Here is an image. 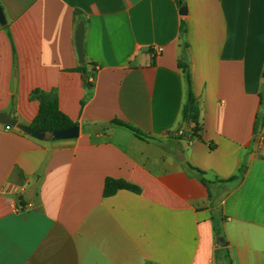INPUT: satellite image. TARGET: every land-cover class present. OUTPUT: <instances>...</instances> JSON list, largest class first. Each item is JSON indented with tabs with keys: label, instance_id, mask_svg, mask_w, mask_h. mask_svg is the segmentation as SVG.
Returning <instances> with one entry per match:
<instances>
[{
	"label": "crops",
	"instance_id": "0c3cea01",
	"mask_svg": "<svg viewBox=\"0 0 264 264\" xmlns=\"http://www.w3.org/2000/svg\"><path fill=\"white\" fill-rule=\"evenodd\" d=\"M187 3L0 0V113L31 128L41 89L80 126L0 123V264H264V0ZM109 178L141 192L106 197Z\"/></svg>",
	"mask_w": 264,
	"mask_h": 264
},
{
	"label": "trees",
	"instance_id": "16d2710c",
	"mask_svg": "<svg viewBox=\"0 0 264 264\" xmlns=\"http://www.w3.org/2000/svg\"><path fill=\"white\" fill-rule=\"evenodd\" d=\"M180 65L185 73L189 90L188 100L183 109V120L188 124L195 125L194 134H196L197 136L198 133L201 132L199 103L193 93V82L189 68L186 65ZM76 71L86 75V83L88 87L92 88L93 83L90 81V78H92L93 75H89L87 73L85 66L78 67ZM31 99L39 103L38 115L31 124V129L33 132L45 133L52 130L68 129L76 125V123L61 110L58 96L55 93L46 92L41 89H35L31 92ZM110 125L123 126L132 131L138 138L142 140L148 139V137L140 130L133 128L121 121H112ZM119 190H129L137 194L141 192V189L138 186L133 185L127 181L111 178L106 180L104 190V195L106 197L113 196ZM228 258L230 257L228 256Z\"/></svg>",
	"mask_w": 264,
	"mask_h": 264
},
{
	"label": "water",
	"instance_id": "95a60500",
	"mask_svg": "<svg viewBox=\"0 0 264 264\" xmlns=\"http://www.w3.org/2000/svg\"><path fill=\"white\" fill-rule=\"evenodd\" d=\"M180 14L186 16L188 14V3L187 0H179ZM0 24H6V17L2 7L0 6ZM84 34H85V25L81 22L76 30L75 40H76V50L79 58L80 64H85V53H84ZM264 78V73H263ZM17 80L14 79L13 82V91L16 92ZM0 123L9 125L14 128H19L26 133H32L34 137L45 140V141H60V140H72L77 139L80 136V126L76 124L75 126L68 129L61 130H52L45 133H35L31 128L26 127L18 123L16 119H13L11 115L7 112L0 113ZM36 187L34 186L31 191L26 195V200L31 201L34 197ZM218 244L223 243L226 245L224 240L219 237L217 239Z\"/></svg>",
	"mask_w": 264,
	"mask_h": 264
},
{
	"label": "built area",
	"instance_id": "2783aa9c",
	"mask_svg": "<svg viewBox=\"0 0 264 264\" xmlns=\"http://www.w3.org/2000/svg\"><path fill=\"white\" fill-rule=\"evenodd\" d=\"M163 49L162 48H156V51L154 54H156L155 56H157L158 54L162 53ZM6 129L7 130H10L11 129V126L9 125H6Z\"/></svg>",
	"mask_w": 264,
	"mask_h": 264
}]
</instances>
